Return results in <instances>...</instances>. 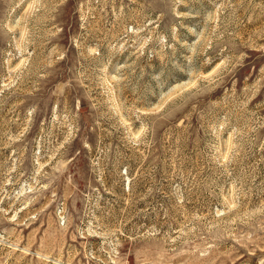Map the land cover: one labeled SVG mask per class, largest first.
Masks as SVG:
<instances>
[{"label": "rangeland", "instance_id": "rangeland-1", "mask_svg": "<svg viewBox=\"0 0 264 264\" xmlns=\"http://www.w3.org/2000/svg\"><path fill=\"white\" fill-rule=\"evenodd\" d=\"M0 264H264V0H0Z\"/></svg>", "mask_w": 264, "mask_h": 264}]
</instances>
